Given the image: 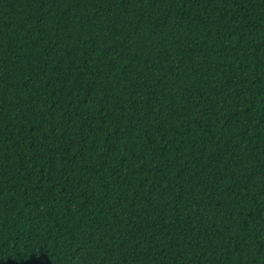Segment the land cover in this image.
<instances>
[{"label":"trees","instance_id":"16d2710c","mask_svg":"<svg viewBox=\"0 0 264 264\" xmlns=\"http://www.w3.org/2000/svg\"><path fill=\"white\" fill-rule=\"evenodd\" d=\"M0 264H264V0H0Z\"/></svg>","mask_w":264,"mask_h":264}]
</instances>
